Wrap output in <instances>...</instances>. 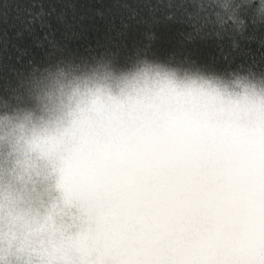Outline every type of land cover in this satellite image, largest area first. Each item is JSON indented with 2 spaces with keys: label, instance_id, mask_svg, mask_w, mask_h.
<instances>
[{
  "label": "clouds",
  "instance_id": "clouds-1",
  "mask_svg": "<svg viewBox=\"0 0 264 264\" xmlns=\"http://www.w3.org/2000/svg\"><path fill=\"white\" fill-rule=\"evenodd\" d=\"M164 7L211 9L226 63L149 44L0 90V264H264V0Z\"/></svg>",
  "mask_w": 264,
  "mask_h": 264
},
{
  "label": "trees",
  "instance_id": "trees-1",
  "mask_svg": "<svg viewBox=\"0 0 264 264\" xmlns=\"http://www.w3.org/2000/svg\"><path fill=\"white\" fill-rule=\"evenodd\" d=\"M167 2L0 0V5L8 4L7 8L0 7V90L23 92L26 85L22 86V81L59 60L108 51L123 55L149 44L150 50L160 54L175 51L178 55L218 61L223 66L229 48L226 41L216 39V32L223 29L212 10L205 9L197 15L195 9H189L193 15L180 17L183 23L165 24L167 14L174 11L164 7ZM125 3L127 7L120 6ZM97 11L103 15H97ZM189 33L194 40L187 39ZM252 49L255 51V44Z\"/></svg>",
  "mask_w": 264,
  "mask_h": 264
}]
</instances>
